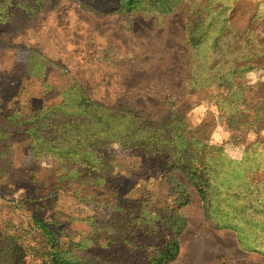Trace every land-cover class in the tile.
I'll return each instance as SVG.
<instances>
[{"label": "rangeland", "instance_id": "obj_1", "mask_svg": "<svg viewBox=\"0 0 264 264\" xmlns=\"http://www.w3.org/2000/svg\"><path fill=\"white\" fill-rule=\"evenodd\" d=\"M120 1L0 0V94L48 107L71 98L78 83L95 103L169 118L182 141L214 158L208 201L185 172H164L162 158L131 142L112 145L115 168L103 179L74 158L35 153L39 140L16 134L0 140V238L20 229L26 243L35 242L30 218L42 214L76 258L146 264L142 253L156 246H137L155 232L152 216L185 197L180 253L169 264H264V107L254 117L261 127L240 123L235 111L245 106L216 87L225 72L219 52L212 42L187 43L189 0L167 15L120 12ZM225 1L227 38L242 34L239 44L264 47V0ZM240 70L252 86L244 94L264 101V63ZM201 78L213 87L192 90ZM33 197L30 207L21 203ZM38 262L30 251L22 264Z\"/></svg>", "mask_w": 264, "mask_h": 264}, {"label": "trees", "instance_id": "obj_2", "mask_svg": "<svg viewBox=\"0 0 264 264\" xmlns=\"http://www.w3.org/2000/svg\"><path fill=\"white\" fill-rule=\"evenodd\" d=\"M185 1L121 0L116 10L124 13L167 15L177 11ZM188 7L190 11L187 17L186 38L189 47L195 49L212 42L216 52H219L223 70L225 68L216 87L222 86L230 97L235 96L237 107L245 106L244 109L240 107L235 111L239 113L242 121L240 123L250 127L257 124L261 127L262 122L254 117L261 115L264 101L260 102L255 96L249 99L244 94L246 88L252 86H248L243 80L240 69L245 64L264 63V47L253 50L244 43L239 44L237 41L242 40V34L239 37L234 35L233 40L227 38L233 29L225 14L230 7L225 0H189ZM237 44L241 48L239 53H236L234 48ZM260 86L263 89L264 83ZM191 87L196 90L213 87V84L201 78L195 80ZM73 92L71 98L48 107L44 103L36 106L30 97L23 99L16 94L5 98L0 94L1 142L16 134L27 135L34 142L39 140L33 149L35 153L40 155L53 152L74 158L86 164L88 173H100L103 179L115 168L116 157L112 145L131 142L136 150H141L148 156L162 158L165 161L164 172H185L203 201H208L210 161L214 158L199 154L197 148L182 141L171 127L169 118H151L136 106L129 104L107 107L95 103L88 96L86 89L78 83L74 84ZM7 107H10L9 110L2 109ZM234 116L235 114L229 116L228 125H231ZM234 172L236 177V169ZM5 174L6 172H0V177ZM235 181L237 185L236 178ZM35 200L37 199L33 197L24 199L21 203L30 207L29 203ZM175 202L177 207L162 209L152 216L150 221L155 232L146 240L147 243L137 246L140 250L151 245L156 246L154 250L142 253L146 264H169L176 260L180 253L181 244L178 237L184 228V221L178 210L182 205L189 203V200L182 197L177 198ZM30 221L29 231H35L38 238L35 242L26 243L27 236H23L20 229L14 230V233L3 234L0 238V264H22L30 251L40 261L38 264H101L97 260L72 256L69 249L59 243V238L47 225L42 214L33 213ZM164 228H167L168 233H165ZM156 241L159 244H155ZM126 242H129L127 238ZM116 259L130 260L123 256Z\"/></svg>", "mask_w": 264, "mask_h": 264}]
</instances>
